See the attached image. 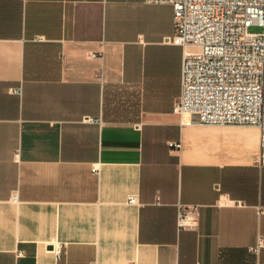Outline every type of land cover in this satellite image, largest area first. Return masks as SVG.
<instances>
[{
  "label": "crops",
  "instance_id": "1",
  "mask_svg": "<svg viewBox=\"0 0 264 264\" xmlns=\"http://www.w3.org/2000/svg\"><path fill=\"white\" fill-rule=\"evenodd\" d=\"M173 25L144 0H0V264H264L260 130L173 113Z\"/></svg>",
  "mask_w": 264,
  "mask_h": 264
},
{
  "label": "built area",
  "instance_id": "2",
  "mask_svg": "<svg viewBox=\"0 0 264 264\" xmlns=\"http://www.w3.org/2000/svg\"><path fill=\"white\" fill-rule=\"evenodd\" d=\"M144 2L172 7L174 32L167 42L183 49L180 92L173 113L200 124L259 128L258 163L264 168V0ZM251 26L260 31L250 32ZM11 92L18 94L20 88ZM168 146L179 150L181 142ZM128 202L135 204L137 199L129 196ZM257 213L263 215L264 207L258 206ZM199 217V205L178 203L177 231H197ZM262 247L264 236L258 235L249 251L258 254ZM56 254H60L59 246Z\"/></svg>",
  "mask_w": 264,
  "mask_h": 264
},
{
  "label": "rangeland",
  "instance_id": "3",
  "mask_svg": "<svg viewBox=\"0 0 264 264\" xmlns=\"http://www.w3.org/2000/svg\"><path fill=\"white\" fill-rule=\"evenodd\" d=\"M249 31L250 32H259L260 31V28L257 27V26H251V27H249Z\"/></svg>",
  "mask_w": 264,
  "mask_h": 264
}]
</instances>
